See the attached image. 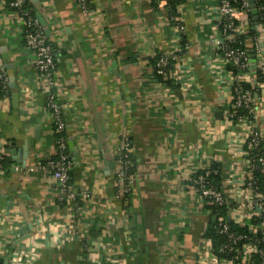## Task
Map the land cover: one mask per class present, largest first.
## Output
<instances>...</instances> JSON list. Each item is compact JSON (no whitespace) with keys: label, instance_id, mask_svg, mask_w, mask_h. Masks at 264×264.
<instances>
[{"label":"crops","instance_id":"1","mask_svg":"<svg viewBox=\"0 0 264 264\" xmlns=\"http://www.w3.org/2000/svg\"><path fill=\"white\" fill-rule=\"evenodd\" d=\"M29 1L49 30L56 56L65 135L70 153L73 138L79 157L72 156V184L91 196L59 203L58 182L38 166L54 156L58 136L35 56L25 44L23 18L9 0H0V71L10 83L8 97L0 90V146L6 153L0 262L199 264L198 247L214 214L187 187V152L215 157L236 178L245 167L236 154L245 127L226 128L225 116L217 117L232 95L206 59L213 34L206 11L216 0L179 4L188 48L174 87L154 76L153 58L171 55L179 41L163 0H93L89 14L77 0ZM247 20L243 16L249 33ZM258 30L264 61V24ZM245 44L252 53L253 38ZM255 98L257 125L264 130V89ZM126 136L137 173L129 199L122 194L116 160Z\"/></svg>","mask_w":264,"mask_h":264},{"label":"built area","instance_id":"2","mask_svg":"<svg viewBox=\"0 0 264 264\" xmlns=\"http://www.w3.org/2000/svg\"><path fill=\"white\" fill-rule=\"evenodd\" d=\"M92 1L77 0L82 13L91 12ZM163 2L169 12L171 0ZM26 3L27 0H9V5L23 18L25 44L35 56V68L43 82L47 109L52 114L54 132L58 136L54 156L39 162L38 166L58 182L59 203L76 202L80 197L90 198V191L81 193L71 182L73 159L65 135L66 123L58 102L56 56L39 18L24 8ZM255 4L258 11L264 9L262 4L260 8L257 6V0ZM215 5L206 11L211 17L213 30L208 41L210 52L206 59L208 66L217 70V77L222 75L230 87L232 98L223 111L225 127H245L246 134L236 150L245 167L243 175L236 178V171H223L221 161L215 157L205 156L195 149L187 152L185 164L191 167L187 187L199 205L207 203L212 207L213 214L217 216L216 235L221 238L215 245L213 237L203 236L197 252L198 262L264 264V179L261 178L264 175V130L257 125L255 98L264 89V61L261 58L259 36H255L253 53L257 56L256 70L260 72L262 80L254 84L253 78L256 79V75L251 72L252 56L245 44L244 36L248 32L243 21V16L246 15L247 24L250 25V1L216 0ZM170 23L177 30L179 41L171 55L162 54L159 57L155 71L164 80L175 81L183 76L182 70L179 72L180 65H177L181 55L187 51L188 43L182 45L185 29L181 17H174ZM0 86L2 95L8 97L10 83L4 69L0 71ZM255 86L256 91L253 90ZM242 110L244 113L240 114L238 111ZM215 129L218 134L220 130ZM233 144L234 142H230L228 146L232 150ZM116 154L118 182L122 185V194L129 199L132 183L137 176L129 136L123 139ZM5 160V150L0 146V178L5 171ZM217 177L220 178V183L216 181ZM220 208L226 209L225 214L219 211Z\"/></svg>","mask_w":264,"mask_h":264},{"label":"trees","instance_id":"3","mask_svg":"<svg viewBox=\"0 0 264 264\" xmlns=\"http://www.w3.org/2000/svg\"><path fill=\"white\" fill-rule=\"evenodd\" d=\"M181 0H171V8H170V11H169V16L171 17V19H173L174 17H177V16H180V13H179V4H180ZM264 5V0H257V6L260 8V5ZM8 5H9V2H8ZM10 8H12L10 5H9ZM25 9L27 10H30L35 16V11L34 9L32 8V2H30L29 0H27V3L26 5L24 6ZM13 9V8H12ZM250 29H249V33H247L245 36H244V39L246 38H253L255 36H259L260 32L258 30V26L259 25H262L264 24V9H260V11H258V25H255L254 23V20H253V14L250 13ZM170 19V20H171ZM172 22V21H171ZM185 43V39L182 40V45H184ZM251 53V52H250ZM253 53V52H252ZM251 53V54H252ZM160 57V54H157L154 58H153V63L154 65L156 66V63H157V60L159 59ZM236 70V69H234ZM256 80L258 82H261L262 80V77H261V74L258 70H256ZM154 76L155 78L159 81V82H162V83H165L167 86L169 87H174L176 86V82L169 79V80H164L162 76H160L156 71H154ZM1 88V86H0ZM256 86L253 88L254 91H256ZM240 114L241 113H244V111H238ZM263 150H264V147H263ZM133 159V157H132ZM71 177H72V171L70 173ZM262 179H264V175L261 176ZM216 181L218 183H220V178L217 177L216 178ZM71 182H72V179H71ZM63 204V203H62ZM217 209L214 210V212H216ZM220 212H222L223 214H225V211L226 209L225 208H220L219 209ZM217 226V223H212L210 222L209 223V228L207 229L206 231V234L205 235H208V236H211L214 238V242H215V245L216 243H218V240H221L220 237H218L216 235V230H215V227ZM104 264H114V263H110V262H106Z\"/></svg>","mask_w":264,"mask_h":264},{"label":"water","instance_id":"4","mask_svg":"<svg viewBox=\"0 0 264 264\" xmlns=\"http://www.w3.org/2000/svg\"><path fill=\"white\" fill-rule=\"evenodd\" d=\"M250 1V4H251V8H252V14L254 15V21H255V24L258 25V10H257V7H256V4H255V0H249ZM39 20L40 22L42 23L43 26H45V23H44V20L41 16H39ZM46 34L49 35V30H45ZM252 56V64H251V72L253 75L256 74V59H255V55L254 54H251ZM11 81H13L14 79L11 78L10 79ZM254 83L256 84L257 83V80H254ZM14 100L17 99V96L14 95ZM223 114V111L222 110H218L216 111V115L218 118H220ZM69 146H70V149H71V153H72V156L75 158V160H79V157H78V153L76 152V149L74 147V140L73 138H71L70 142H69ZM27 148H28V145L27 147L26 146H23L22 147V151H23V156L25 157L27 155ZM110 167L114 166V161L113 162H110L109 163ZM216 218L217 216L214 215L213 218H212V221L215 222L216 221Z\"/></svg>","mask_w":264,"mask_h":264}]
</instances>
